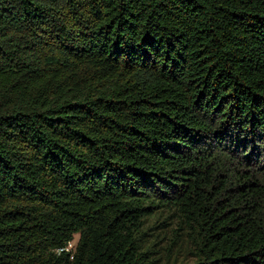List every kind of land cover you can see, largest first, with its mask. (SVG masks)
I'll return each instance as SVG.
<instances>
[{
	"label": "trees",
	"instance_id": "1",
	"mask_svg": "<svg viewBox=\"0 0 264 264\" xmlns=\"http://www.w3.org/2000/svg\"><path fill=\"white\" fill-rule=\"evenodd\" d=\"M160 210L264 264V0H0V264H153Z\"/></svg>",
	"mask_w": 264,
	"mask_h": 264
},
{
	"label": "rangeland",
	"instance_id": "2",
	"mask_svg": "<svg viewBox=\"0 0 264 264\" xmlns=\"http://www.w3.org/2000/svg\"><path fill=\"white\" fill-rule=\"evenodd\" d=\"M147 241L151 246L150 256L153 264H193L189 237L185 230L180 229L179 219L171 212L157 211L146 223ZM79 236L73 243L75 248Z\"/></svg>",
	"mask_w": 264,
	"mask_h": 264
},
{
	"label": "built area",
	"instance_id": "3",
	"mask_svg": "<svg viewBox=\"0 0 264 264\" xmlns=\"http://www.w3.org/2000/svg\"><path fill=\"white\" fill-rule=\"evenodd\" d=\"M73 243L71 242V243H69V245H68V247L67 248H65V249H60L58 252L59 253H61V252H63V251H66V252H71L73 249Z\"/></svg>",
	"mask_w": 264,
	"mask_h": 264
}]
</instances>
